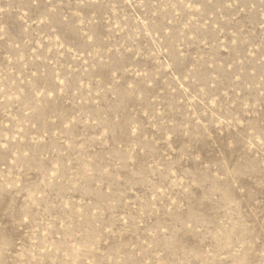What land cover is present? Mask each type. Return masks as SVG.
Instances as JSON below:
<instances>
[{"label":"rangeland","instance_id":"obj_1","mask_svg":"<svg viewBox=\"0 0 264 264\" xmlns=\"http://www.w3.org/2000/svg\"><path fill=\"white\" fill-rule=\"evenodd\" d=\"M0 264H264V0H0Z\"/></svg>","mask_w":264,"mask_h":264}]
</instances>
